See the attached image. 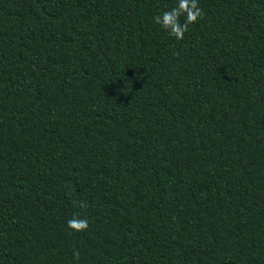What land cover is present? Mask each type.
<instances>
[{
	"label": "trees",
	"instance_id": "trees-1",
	"mask_svg": "<svg viewBox=\"0 0 264 264\" xmlns=\"http://www.w3.org/2000/svg\"><path fill=\"white\" fill-rule=\"evenodd\" d=\"M175 5L0 0V264H264V0Z\"/></svg>",
	"mask_w": 264,
	"mask_h": 264
},
{
	"label": "clouds",
	"instance_id": "clouds-1",
	"mask_svg": "<svg viewBox=\"0 0 264 264\" xmlns=\"http://www.w3.org/2000/svg\"><path fill=\"white\" fill-rule=\"evenodd\" d=\"M184 17V22H180V17ZM203 16V10L199 6V0H176V5L171 9L161 12L154 17L155 23L160 25L163 30L174 37L176 40H183L189 25L195 24ZM78 203L79 207H85L84 202ZM67 227L76 232H82L88 229L87 219L73 215L67 220ZM79 251L74 250V258L79 259Z\"/></svg>",
	"mask_w": 264,
	"mask_h": 264
}]
</instances>
